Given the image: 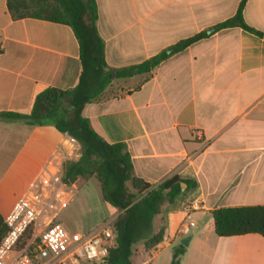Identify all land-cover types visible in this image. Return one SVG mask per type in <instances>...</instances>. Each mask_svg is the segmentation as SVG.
I'll use <instances>...</instances> for the list:
<instances>
[{
    "label": "crops",
    "instance_id": "crops-1",
    "mask_svg": "<svg viewBox=\"0 0 264 264\" xmlns=\"http://www.w3.org/2000/svg\"><path fill=\"white\" fill-rule=\"evenodd\" d=\"M6 1L0 0V113L29 115L43 90L77 86L79 46L69 26L13 19ZM95 3V26L112 70L147 61L238 10L246 25L264 34V0ZM82 116L106 142L125 145L135 177L152 186L172 176L188 182L162 206L154 229L163 226V240L149 251L143 245L139 258H149L140 264H170L172 248L186 237L179 264H264V237H219L212 217L221 207L264 205V37L239 27L219 29L147 73L114 78ZM63 140L51 124L0 118L2 218L53 151L69 149ZM72 181L77 186L80 179ZM193 200L201 209L183 213L181 204ZM181 224L189 226L186 236L178 233Z\"/></svg>",
    "mask_w": 264,
    "mask_h": 264
},
{
    "label": "trees",
    "instance_id": "trees-1",
    "mask_svg": "<svg viewBox=\"0 0 264 264\" xmlns=\"http://www.w3.org/2000/svg\"><path fill=\"white\" fill-rule=\"evenodd\" d=\"M6 5L13 19L34 18L69 26L78 42L82 72L73 89L52 87L40 92L29 115L0 113V118L23 120L29 126L51 124L78 141L80 158L65 166L64 178L67 181L96 179L102 200L118 212L111 221L116 237L108 247L103 264H133L136 243L142 242L149 251L163 240V226L155 232L154 220L165 203H173L181 194V184L188 182L172 176L152 186L135 177L125 145L110 144L98 135L89 120L82 116L84 106L98 100L114 78L147 73L170 55L219 29L239 27L260 37L264 34L246 25L238 10L232 18L176 43L147 61L112 70L105 63L104 44L95 26V0H7ZM212 217L214 232L219 237L245 234L264 237V205L221 207L212 211ZM160 218L163 222V217ZM5 232L6 226L0 216V240ZM29 235L30 231L20 247ZM184 252L183 245L174 246L170 264H179Z\"/></svg>",
    "mask_w": 264,
    "mask_h": 264
},
{
    "label": "built area",
    "instance_id": "built-area-1",
    "mask_svg": "<svg viewBox=\"0 0 264 264\" xmlns=\"http://www.w3.org/2000/svg\"><path fill=\"white\" fill-rule=\"evenodd\" d=\"M64 134L66 151L58 146L24 194L3 217L6 232L0 240V264H103L108 247L116 237L111 222L89 232L68 230L58 221L62 210L77 191L74 181L64 178V165L80 158L77 140ZM201 209L197 200L185 201L180 210L189 214ZM28 239L20 247L25 234ZM190 232L187 224L178 229L180 236Z\"/></svg>",
    "mask_w": 264,
    "mask_h": 264
},
{
    "label": "rangeland",
    "instance_id": "rangeland-1",
    "mask_svg": "<svg viewBox=\"0 0 264 264\" xmlns=\"http://www.w3.org/2000/svg\"><path fill=\"white\" fill-rule=\"evenodd\" d=\"M79 179L78 189L72 201L60 213L59 220L70 231L86 233L108 221L114 215L115 210L102 200L100 188L95 178L89 180ZM142 247V242L134 245L132 257L134 264H140L142 260L149 258L148 255L139 258L138 253Z\"/></svg>",
    "mask_w": 264,
    "mask_h": 264
},
{
    "label": "water",
    "instance_id": "water-1",
    "mask_svg": "<svg viewBox=\"0 0 264 264\" xmlns=\"http://www.w3.org/2000/svg\"><path fill=\"white\" fill-rule=\"evenodd\" d=\"M181 185H184V184H181ZM182 189V188H181ZM188 241H189V237H186V238H183L180 240V244L183 245V246H187L188 244Z\"/></svg>",
    "mask_w": 264,
    "mask_h": 264
}]
</instances>
